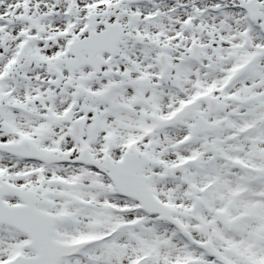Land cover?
Returning <instances> with one entry per match:
<instances>
[{"label":"snow or ice","instance_id":"6c2138e0","mask_svg":"<svg viewBox=\"0 0 264 264\" xmlns=\"http://www.w3.org/2000/svg\"><path fill=\"white\" fill-rule=\"evenodd\" d=\"M0 264H264V0H0Z\"/></svg>","mask_w":264,"mask_h":264}]
</instances>
